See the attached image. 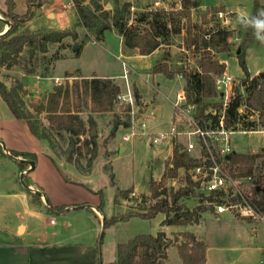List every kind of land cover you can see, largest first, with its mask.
I'll return each mask as SVG.
<instances>
[{
    "label": "trees",
    "instance_id": "obj_1",
    "mask_svg": "<svg viewBox=\"0 0 264 264\" xmlns=\"http://www.w3.org/2000/svg\"><path fill=\"white\" fill-rule=\"evenodd\" d=\"M74 1L77 21L73 30L32 32L23 26L34 17V9L41 7L40 0H27L26 13L23 16L14 13L15 5L12 0H8L6 11L1 12L3 18L10 22V28L6 34L0 36V68L16 67L24 74L34 75L39 65V54H45L49 45L58 44L66 37L76 40L77 28L84 29L87 34L96 38H102L106 31H115L121 38L125 52H137L141 56H148L157 49L170 46L174 37L184 33L183 48L200 56L199 65L195 68L184 64L174 67L170 63L169 53L165 51L152 68V74L162 75L168 80L181 77L184 81L183 92L186 103L201 110L197 118L199 126L202 128L215 126L221 109V96L214 85V78L226 70L225 63L221 62L218 56L231 57L230 47L234 36L233 30L221 25L211 26L213 16L218 11H224L223 6L208 8L202 15V23L198 25L192 20L191 10L199 7V4L192 0H181L180 7L176 10L159 8L136 13L132 12L133 4L129 1ZM103 1L105 4L110 3V9L103 6ZM251 20L250 26H244L245 37L238 47L239 54L235 56L244 73L240 82L242 92L241 94L235 92L234 99L226 109L225 126L229 127L237 122L236 108L244 99L248 111L257 112L259 120L256 125L242 122V126L245 128L259 126L264 130V73L263 76L249 74L243 50L250 44L255 27H258V31L264 32V5H254ZM59 58L55 53L51 62ZM47 64L42 67L43 75L50 73L52 63ZM69 76L70 74L65 75L66 78ZM119 93V86L111 79L93 75L91 78H80L70 84L66 82L64 86H54L44 97L27 103L21 99L18 88L8 89L0 81V97L11 115L16 120L25 121L30 133L38 140L47 143L49 159L54 163V158H61L84 174L91 172L96 160L97 137L89 136L96 123L92 117L83 120L81 117L83 107H88L89 112L95 114L115 113L118 107L119 115L116 114L110 131V137H113L119 126L124 128L128 126L129 120L130 107L118 103ZM212 111H215V114H212ZM8 154L23 160L34 162L36 160L34 155L28 153L9 151ZM167 161L166 171L160 181L149 182V195L139 196L138 199L144 201L143 206H138L124 216H112L110 219L104 216L102 219L104 228L131 217L153 219L159 214L163 216L161 227L197 225L203 212L214 210L213 206L202 205L211 201L212 195L205 197L198 190V184L188 174L198 165V161L189 158L186 152L180 153L177 147L173 149L172 159ZM226 164L231 175L252 178L251 190L246 195L255 212L264 217V174L262 173L264 147L257 153L233 152L226 159ZM19 169L20 172L26 170V164L19 163ZM106 169L110 171V178L113 179L110 166ZM181 170L184 171L183 185L176 190L168 187L167 183L177 179ZM23 183L28 186L25 176ZM27 193L35 202H42L40 196L29 191ZM133 194L132 188L119 191L115 195L114 203H118L120 196L127 199ZM97 195L100 198L97 210L103 214V196L101 192H97ZM189 199L196 200L199 205L188 208L185 203ZM48 205L52 211L63 210L62 207H52L49 202ZM84 206L78 205L74 209L92 212L89 206L85 208ZM170 246L177 248L182 264L206 262V245L202 240L197 239L195 234L181 232L173 240L165 232L159 231L155 235H136L126 243L117 244L115 261L103 264H164ZM95 264H100L99 259Z\"/></svg>",
    "mask_w": 264,
    "mask_h": 264
},
{
    "label": "rangeland",
    "instance_id": "obj_2",
    "mask_svg": "<svg viewBox=\"0 0 264 264\" xmlns=\"http://www.w3.org/2000/svg\"><path fill=\"white\" fill-rule=\"evenodd\" d=\"M49 1L40 0L41 7L34 9V17L30 21H27L23 28L29 29L32 32H66L73 30L77 18L72 8L68 9L64 7L68 0H51V5L48 6ZM124 1H129L133 4V13L159 8L176 10L181 4V0H120V2ZM192 1L199 4V7L191 10L192 20L198 25L202 23V15L212 6H223L224 11L218 12L228 13V29L234 31V36L230 47L231 57L223 56L222 60L226 64L225 73L237 79L234 92L238 91L241 94L240 82L244 77V73L235 56L238 47L242 44L245 37L244 26H250L252 22L251 16L254 5H264V0ZM102 4L103 6L105 5V8L110 9V3L105 4V1H103ZM19 6V9L22 10L21 4ZM216 14L213 16L211 26L220 25L216 19ZM242 17L246 20L244 24H240ZM76 31L78 34L76 40L66 37L58 44L49 45L45 54H39L38 71L34 74V78L40 77L43 79L38 83L35 82V79L30 82L29 89L31 96L34 98L39 94H44L46 91H51L52 86H55V79L61 80V86H64L66 82L73 83L75 80H79L80 78L76 75L90 76L93 72L99 76H108L114 79L115 83L124 86L125 81L122 76L121 62L117 59L118 56H122L120 54H123L125 56L124 61L130 68L128 78L131 88L134 90L135 85V88L142 95L144 103L148 104V110L152 113L150 118L146 120L148 131L160 132L168 130L173 113L172 102L176 100V94L183 92L184 81L179 77L168 80L161 76H153L151 70L160 54L165 51L169 53L170 63L174 67L184 64L195 68L199 65L200 56L198 54L194 55L183 48L184 33L174 37L170 46L160 49L161 53L128 59L122 51L120 38L115 31L104 32L102 38H96L94 35L87 34L82 28H77ZM252 35L250 44L243 48L246 67L251 75L263 74L264 32L258 31V27H255ZM55 53L60 58L51 62V58L54 57ZM221 57L222 55L218 56L219 59ZM50 63H52L50 73L42 77V67ZM66 73H70L68 78L65 77ZM16 77H20L16 67L10 70H7L5 67L0 68V81L8 89L12 90L10 85L8 87V83H13V78ZM20 97L23 102L29 103L30 99H28L27 93L23 94V92H20ZM140 105L141 108H146L142 104ZM89 113L88 107H83L82 118L86 120L88 116H91L96 120L95 136L98 137L97 157L92 171L90 174H87L89 176L85 174L84 176L82 173L80 174V172L76 171L74 167L66 164L64 167H61L62 173L67 179L79 183L85 188L89 187L91 190H94L93 194L95 195H97V192L102 193L103 217L106 216L107 219H110L112 216L127 215L138 206H143L144 201L141 202L138 199L139 196L141 194L149 195V182L160 178L162 175L164 160L170 154V143L166 142L152 147L145 138L125 141L123 137L129 134V131L124 127H119L115 135L110 137L114 118L116 114L119 115L118 107L115 109V113H91V115ZM179 139L182 146L187 145L185 138L180 137ZM230 143L234 153L242 154L247 153V151L257 153L264 147V133L247 134L237 132L230 135ZM57 159L59 162V158ZM167 160L165 161V169ZM109 166L114 175L113 179L110 178V171L106 169ZM262 173L264 174V169ZM19 176L18 164L16 162L8 158H0V195L14 189L20 190L22 184L19 181ZM183 178L184 171L181 170L179 171L178 178L174 182L169 181L167 186L173 187L176 190L183 185ZM251 187V182L243 184L241 186L243 194L246 195L251 190ZM74 188L76 189V187ZM130 188L136 191L135 195H131L127 199H123L120 196L118 203L115 204V195L119 191H126ZM29 197L32 202H35L30 195ZM9 201V199L0 197V206H9V211L6 213L7 216L4 219L7 225L14 224L16 213H21V208L19 207L21 204L18 201ZM185 204L188 208L199 205L194 199H189ZM202 205L209 206L206 202ZM43 212L45 216H41L36 222L33 220L36 226L31 224V222H29V225L31 224L36 229L39 228L41 232L48 234L52 227L46 223V220L47 222L51 219L56 221L57 226L64 220L65 225L64 230L61 231L62 236L60 234L58 237H62L69 242H76L77 239L74 240L71 237L82 231L83 237L79 240L84 241V239L88 238L86 231L88 229L87 224L94 221V216L90 211H86L85 209L82 211L89 220L73 217L75 211H70L69 215L63 218L55 213H49L47 210H43ZM160 218H163L161 214L153 219L131 217L124 221L115 222L106 228H102L103 225H101L97 241L98 244L101 241L100 245H98V250L100 249L101 251L102 262L110 263L115 261L117 244L126 243L136 235H155L161 231ZM7 225H2L1 227ZM182 230L194 233L198 239L205 243L207 251L205 264H263L264 221L251 219L237 208L226 211L219 216L214 214V210L203 212L200 216L199 224L186 226ZM172 231L173 228L171 227L165 229L166 235L174 240L179 232ZM164 264H181L175 246H170L167 249V258Z\"/></svg>",
    "mask_w": 264,
    "mask_h": 264
},
{
    "label": "crops",
    "instance_id": "obj_3",
    "mask_svg": "<svg viewBox=\"0 0 264 264\" xmlns=\"http://www.w3.org/2000/svg\"><path fill=\"white\" fill-rule=\"evenodd\" d=\"M7 1L8 0H0V36L6 34L10 28V26L5 23L6 19H4L3 16L1 15L2 14L1 12L6 11ZM12 1L15 5L14 13L19 16H23L26 13L27 0H12ZM19 4H21L22 10L19 9L20 8ZM50 5H51V0L48 2V6ZM120 42L122 46L121 38H120ZM160 49H157L153 53H161ZM122 51L124 52V54L128 59L131 58L135 59L137 57L138 58L147 57V56H141L137 52L127 53L123 50V47H122ZM163 53L164 52L160 54V57L157 59L155 64L161 59ZM120 55H122V60L124 61L125 56L123 54ZM222 58L224 57H221L220 60L221 62H224ZM18 71L20 77L13 78V83L12 82L8 83V87L10 85L11 88H18L19 95L20 92L21 93L23 92V94L27 93L28 99L37 100L38 98L44 97L47 93L52 91L51 89V91H46L44 94H39L37 97L33 98L31 96L29 84L33 79H35V82L38 83L43 78L39 77L40 80L37 81V79L34 78V75L24 74L19 69ZM66 74H70V73H66ZM91 74L92 75L90 76H82L81 74L76 76L79 78H91L93 75H96L99 78H109L115 83L114 79L108 76H99L95 72ZM151 74H152V70H151ZM47 75H42V77ZM152 75L163 77L162 75L159 74L157 75L152 74ZM115 84L119 86L120 91H123L124 89L123 85H119L117 83ZM53 87L54 86H52V88ZM133 91L135 96L137 97L138 113L142 114L143 116H147V119L150 118L152 113L150 110H148V104L144 103L143 97L139 93V91L135 88V85ZM140 104H142L146 108L144 107L141 108ZM144 111H146V113H144ZM89 115H91V113H89ZM172 115H171V119H172ZM88 117L86 118V120L88 119ZM94 121L96 123L95 119ZM119 127H123V126H119ZM0 141L2 142L0 144V158H8L16 162L18 164L19 174L21 175L22 173L25 172L24 176L28 180V187L31 188L32 190H37L43 194V197L42 196L40 197L42 201L41 203L32 202L30 200L29 194L27 193V191L29 190L25 189L23 186L18 191L17 189H14L13 191L0 195V197L2 198L9 199L12 202L18 201L21 204V206H19L21 208V213L20 212L16 213L15 223L10 225H7L4 221V219L7 216L6 213H8L9 211L8 210L9 206H0V264H95L96 261L98 260L97 236L98 233L100 232L102 225V218H103V215L97 211V207L100 205L99 196L93 194L94 190H91L89 187L85 188L81 184L71 181L70 179H67L63 175L61 167H64L68 163H66L63 159H59L58 162V159L54 158V163L56 164L55 165L52 162V160L49 159V157L47 156L48 154H50L47 147V143H45L44 141H40L36 137H34L30 133L25 121H20L15 119L11 115L7 105L3 102L1 97H0ZM173 149H174L173 145L170 144V154L165 158L164 164L168 158L169 159L171 158ZM5 150L8 152L16 151V152H23L34 155L36 158L35 162L33 161L35 163L34 169L31 172H26V170L29 168V166L26 165L27 169L24 170L23 172H20L19 163L21 162L18 161V159L20 158L17 159L10 158L5 153ZM1 152H3L5 155L2 154ZM71 166L74 167L73 165ZM74 169L76 168L74 167ZM76 171L78 170L76 169ZM82 174L84 175V173ZM163 174H164V168L162 175ZM85 175L89 176L87 174ZM162 175L160 176V178L154 181L155 182L160 181ZM19 181H20V176H19ZM74 187H76V189ZM135 193L136 191H134V194ZM44 198L49 202V204L52 207H62L63 210L60 212L57 211L53 212L51 207L48 205V202L46 206V203L44 202ZM78 205H85L84 208L86 206H89L90 210H92L91 213L94 216L93 222L88 221L89 222L87 224L88 229L86 230L88 233V238L84 239V241L79 240L83 237L82 231H79L78 233L74 234L71 237L74 240L77 239L76 242H69L62 237L61 238L58 237L61 234V231L64 230V225H65L64 220L61 221L58 226L56 224V221H53L51 219L47 222L46 220V223H48V225L52 227L48 234L41 232L39 228L36 229L34 227L36 226V223L34 224L33 220L36 222V220L40 219L41 216H45L43 210L45 211L47 210L49 213H55L57 215H60L62 218L64 216L69 215L70 211H75L73 217L76 218L78 217L80 219L84 218L85 220L88 219L85 213L82 212L84 211V209H80V210L74 209ZM162 219L163 218H160V222L162 221ZM29 222H31V224H33L34 226H31V224L29 225ZM2 225H7V226L1 227ZM171 228H173L172 232H177V233L188 232L182 230V228H186V226H181V227L172 226ZM165 229H167V227H162L161 231L165 232ZM206 257H207V251H206Z\"/></svg>",
    "mask_w": 264,
    "mask_h": 264
},
{
    "label": "built area",
    "instance_id": "obj_4",
    "mask_svg": "<svg viewBox=\"0 0 264 264\" xmlns=\"http://www.w3.org/2000/svg\"><path fill=\"white\" fill-rule=\"evenodd\" d=\"M64 7L72 8L76 13L74 0H68ZM216 19L221 27L228 28L227 12H217ZM117 59L121 62L122 76L125 81L124 89L118 94L117 101L120 105L130 107L128 126L125 128L129 134L125 135L123 139L129 141L145 138L152 147L169 142L174 148L177 147L180 153L186 152L189 158L198 161V165L189 171V175L198 184V190L205 197L212 195V200L206 203L213 206L216 216L237 208L251 219L264 221V217L257 214L251 207L249 198L243 194L241 189L243 184L252 182V178L231 175L226 164V158L233 153L230 135L237 132L264 133V130L259 126L246 128L242 126V122L256 125L259 120L257 112L248 111L244 99L236 108L237 122L229 127L225 126V111L235 97L234 87L237 79L226 73L214 78V85L221 96V109L218 113L217 123L213 128L199 126L197 118H195L196 107L187 104L184 92H181L172 102L173 115L168 130L149 132L146 124L147 116H143L137 111L136 96L128 80L130 68L122 60V56H118ZM36 79L40 80L39 77ZM54 83L55 86H61L62 82L56 79ZM212 114H215V111H212ZM180 137L187 140L186 146H182L179 141ZM163 168L165 173V164ZM171 181L174 182V179Z\"/></svg>",
    "mask_w": 264,
    "mask_h": 264
},
{
    "label": "water",
    "instance_id": "obj_5",
    "mask_svg": "<svg viewBox=\"0 0 264 264\" xmlns=\"http://www.w3.org/2000/svg\"><path fill=\"white\" fill-rule=\"evenodd\" d=\"M108 5H109V4H108ZM245 22H246L245 18L242 17V18H241V23L244 24ZM5 23H6L7 25L10 26V22H9L8 20H5ZM237 54H239V50H237L236 55H237ZM259 75H260V76H263V74H259ZM200 112H201L200 109H197V110H196L195 118H198V117H199ZM94 135H95V129L92 128V129H91V132H90V134H89V136L92 137V136H94ZM1 143H2V142L0 141V144H1ZM5 153H6L10 158H12V159H17V158H15V157L9 155L8 152H7L6 150H5ZM227 158H228V157H227ZM227 158H226V159H227ZM18 161H19V162H23L24 164H26L27 166H29V168L26 170V172H31V171L34 169L35 163H34L33 161H31V160H21V159H18ZM24 175H25V172L22 173V174L20 175V182H21L22 186H23L25 189L31 191L33 194H36V195H38V196H40V197H41V196L43 197V194H42L41 192H39V191H37V190H32L31 188H29L27 185H25V184L23 183V176H24ZM44 202L47 204V200H46L45 198H44ZM102 225H103V224H102ZM102 228H104V226H102ZM102 235H103V234H102ZM102 235H101V238H102ZM101 238H100V240H101ZM100 242H101V241H99V244H98V245H100ZM98 259H99V263H100V264H103V262H102V258H101V251H100V249L98 250Z\"/></svg>",
    "mask_w": 264,
    "mask_h": 264
}]
</instances>
